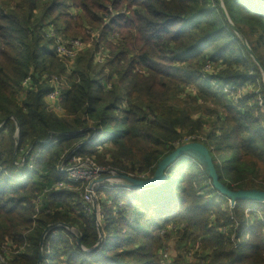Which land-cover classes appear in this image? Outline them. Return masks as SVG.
Here are the masks:
<instances>
[{"label":"trees","instance_id":"1","mask_svg":"<svg viewBox=\"0 0 264 264\" xmlns=\"http://www.w3.org/2000/svg\"><path fill=\"white\" fill-rule=\"evenodd\" d=\"M221 1L229 21L217 0H0V255H12L5 264H36L49 226L41 264H160L164 241L180 230L212 249V259L176 264H264V203L253 202L259 210L249 216L245 201L229 208L192 152L159 186L97 191L102 242L92 253L85 250L99 235L82 185L54 188L73 158L149 179L189 138L208 150L222 186L264 192V112L254 93L264 94L263 75L251 57L264 74V0ZM80 40L91 47L71 63L58 56L57 42L71 48ZM240 85L252 90L235 101ZM54 89L66 117L48 112Z\"/></svg>","mask_w":264,"mask_h":264},{"label":"rangeland","instance_id":"2","mask_svg":"<svg viewBox=\"0 0 264 264\" xmlns=\"http://www.w3.org/2000/svg\"><path fill=\"white\" fill-rule=\"evenodd\" d=\"M218 2H219V4H220V8L222 9V10H224L223 9V6H222V1L221 0H217ZM225 12V11H224ZM226 13V12H225ZM227 15V14H226ZM79 42V41H78ZM80 44H81V47L79 48V47H76V48H78V49H75L73 52L74 53H76V55L77 54H80V53H82L83 51H84V49H86L87 47H88V49L91 47V44L90 43H86V42H84V41H81L80 40V42H79ZM250 54H251V52H250ZM251 57H252V59L254 60V62H255V60H256V64L258 63V61H257V59L253 56V54H251ZM71 63V62H70ZM71 65V64H70ZM258 66V65H257ZM259 67V66H258ZM260 68V67H259ZM262 69V68H261ZM263 71V70H262ZM261 71V74L263 75V77L261 78V83H262V86H263V91H264V74H263V72ZM104 82V81H103ZM260 82H259V84H261ZM60 85V87H61V84H59ZM59 85H58V83H57V81H54L53 82V87H55V88H59ZM242 85H240L239 86V94H237V95H234L235 97V101L236 100H239V99H241L242 97H243V95L244 94H246L245 93V90H246V92H247V94L249 93V92H251V90L252 89H250L249 90V88H252V86H250L249 88H248V90L245 88V87H241ZM194 87V86H193ZM193 87H190V89L191 88H193ZM215 89V88H214ZM213 89V90H214ZM257 91H255L254 93L257 95V100H258V107L262 110V112H264V94H261V91H260V88L259 89H256ZM258 92H260V93H258ZM193 98H195V97H193ZM205 100V101H204ZM199 99V105L200 106H202V107H210V108H213V109H217V108H219V105L218 104H216L217 103V101L219 100V97L217 98V100H216V103H214V102H212V101H210V100H207V99ZM226 100H227V98H226ZM47 109H48V112H50L51 114H55V115H57V116H59V117H66V113H65V111L63 110V108L62 107H56L55 105V103H54V101H51V100H49L48 99V97H47ZM204 103V104H203ZM215 104V105H214ZM59 108H61V109H59ZM220 109V108H219ZM184 134H186V133H184ZM185 136H187V135H185ZM190 143H192V141H189V143H186V144H190ZM183 145H185V144H183ZM193 153V152H192ZM197 157H198V159H194V161H192V163H200V161L201 160H203V159H201V157H199L198 155H196ZM107 158H110V157H107ZM188 158V157H187ZM66 159V158H65ZM64 159V160H65ZM74 159V158H73ZM79 159V158H78ZM186 158H184V159H181V160H185ZM190 158H188V160H187V162H189L190 163V160H189ZM81 160V159H80ZM200 160V161H199ZM108 162H110L109 160H108ZM70 163L72 164V165H67V164H64V165H61L60 166V168L59 169H61V168H63L64 170H69L71 167H73L74 166V163H73V161L71 160L70 161ZM81 163H87V164H91V165H94V166H96V167H98V168H102V169H105V170H107V168L106 167H103V166H100V165H98L97 163H96V161H95V159H87V160H81ZM84 167H86V166H81L80 168H79V171H76V173H80V174H82L84 171H85V169H84ZM60 171V170H59ZM116 171V170H115ZM114 171V172H115ZM116 172H119V171H116ZM122 173V172H121ZM64 174V178H63V181H66V178H67V175H68V173L66 172V173H63ZM123 174H125V173H123ZM125 175H127V174H125ZM129 176H131V175H129ZM132 177V176H131ZM21 178H23V179H25L26 178V175L24 176V175H21ZM134 178V177H133ZM101 179V178H100ZM136 179V178H135ZM150 179V178H149ZM138 180H148V179H138ZM92 181H94L93 179L92 180H87V181H80V182H77V183H79V184H81L82 185V187L81 188H83V190L82 191H80V192H82V199L84 198V188L86 187V185L89 183H91ZM74 184H76L75 182H69V185H67V184H65L66 186H62V187H57V185L56 186H54V188L57 190V191H61L62 189H64V188H69V190H71V191H76V188H75V186H74ZM88 184V185H89ZM88 185H87V187H88ZM103 190H111V188H107V189H103ZM126 191V190H125ZM227 203H228V199H227ZM246 204H247V208L244 210V213L246 214V216H249V214L250 213H253V212H256V211H258L259 209L257 208V205H255V203H253V202H246ZM229 205V204H228ZM233 205V204H232ZM108 208V207H107ZM230 208V207H229ZM91 209L93 210V206L91 207ZM231 209H234V208H231ZM229 214H230V212H229ZM259 214H261L260 212H259ZM95 215V214H94ZM97 219L99 220V222H100V218H99V215H98V213H97ZM2 223H4V221L2 220ZM30 226H28V227H25L24 228V230H28V228H29ZM234 228L232 229V230H236V228H235V226H233ZM31 230V229H30ZM72 230H75L73 227H72ZM264 230V229H263ZM30 233H28L26 236H28ZM182 235H183V232L180 230V231H178L176 234H173V235H171V236H169L168 238H166V240L164 241V243H165V245H164V248L160 251V253L158 254L159 256V262H160V264H176V262H178V261H181V262H185V263H190L191 261H198V262H207V261H209L210 259L209 258H211L212 259V249H210V248H205V249H202V247L200 246V244H199V241H197V240H191V239H189V238H184V237H182ZM230 237H231V241L233 242V244H232V247H236L235 246V241H236V236H235V231L234 232H232V234L230 235ZM14 246H15V248H19V250L20 251H22L23 249H22V247L19 245V244H14ZM26 246V245H25ZM24 246V247H25ZM201 247V248H200ZM186 253H188V255L186 256ZM4 256H2V255H0V264H5V261H7V259L9 260L11 257H12V255H9L8 253H5V254H3ZM185 257V258H184ZM204 264V263H203Z\"/></svg>","mask_w":264,"mask_h":264},{"label":"water","instance_id":"3","mask_svg":"<svg viewBox=\"0 0 264 264\" xmlns=\"http://www.w3.org/2000/svg\"><path fill=\"white\" fill-rule=\"evenodd\" d=\"M223 14L225 18L228 20V16L223 10ZM229 21V20H228ZM236 32V31H235ZM244 46L247 48L248 52H250V49L248 48L246 42L243 40ZM256 62V60H255ZM257 65L260 67L259 63ZM261 69V67H260ZM262 71V69H261ZM263 72V71H262ZM18 130V127H17ZM18 131H17V137H18ZM78 148V147H77ZM75 148L71 154L77 149ZM187 152H193L194 154L198 155L203 159L204 163L206 164L207 171H208V178L211 180V184L213 189L219 193L222 197H225L226 199L230 200L231 204L236 203L237 201H245V202H256V203H264V192L262 191H237L233 192L222 186L218 180V176L216 173V170L213 166V162L211 159V156L208 152V150L204 147V145L200 143H190L185 144L180 147H178L172 154L164 158L158 165L155 173L153 176L148 180H138L135 179L129 175H125L121 172H114V174H110L109 176H105L101 179H98L96 181H92L87 189L89 192L93 191V188L95 186L100 185H108L109 187L115 188V189H123L126 191L131 190H142L151 186H159L162 184L165 180V171L167 168L172 166L174 162L182 155H184ZM69 154L66 159L71 155ZM66 161V160H65ZM64 161V162H65ZM64 162L61 165H64ZM92 206L95 216V223L98 230L99 239L97 244L90 250H85L87 253H92L96 251L102 242V231L100 222L97 219V213H98V205L96 197L92 194ZM63 228H66L68 231L73 232L72 227L66 224H61ZM53 226H49L45 229L43 232L41 239H40V245H39V254H38V261L36 264H41L42 260V252H43V244L44 239L47 236V234L52 230ZM77 245L80 246V240L77 239Z\"/></svg>","mask_w":264,"mask_h":264},{"label":"built area","instance_id":"4","mask_svg":"<svg viewBox=\"0 0 264 264\" xmlns=\"http://www.w3.org/2000/svg\"><path fill=\"white\" fill-rule=\"evenodd\" d=\"M57 48H56V51H57V54L58 56L61 58V59H64V60H69V62L72 61V59L76 56V53H74L73 51L75 49H78L76 47H81V44L78 42V41H75L72 43L71 45V48H65L61 45H59V43L57 42ZM212 69V65L211 64H207L204 68V70L206 72H210ZM225 92L229 93V88H226L224 90ZM58 96H59V92L57 89H54V91L52 93H50L48 95V99L51 100V101H54V103L56 104L55 106L56 107H59L60 105L57 104V100H58ZM61 109V108H59ZM189 140V138L187 139ZM187 140H184L183 142L184 143H189V141ZM73 163H74V166L71 167L69 170H64L63 168L60 169V172H63V173H68L67 175V178H66V181L67 182H80V181H87V180H98L100 178H103L105 176H109L110 174H114L113 171H109V170H105V169H102V168H98L94 165H91V164H87V163H81V160L78 159V158H74L72 159ZM81 166H86L84 167L85 171L80 174L79 172L76 173V171H79V168ZM25 176V175H24ZM66 181H63L61 180L59 183H57V187H62V186H66L64 182ZM89 184V183H88ZM87 184V185H88ZM87 185L85 187V192H84V198H83V203L84 205H89V207L86 208V212L88 213H92V194L96 197V193L97 191H100V189H109L111 187H109L108 185L104 186V185H100V186H95L93 188V191L92 192H89L88 189H87ZM37 203H39V200H37ZM228 204H229V207L230 208H234L236 206V203H234L233 205L231 204L230 200H228ZM36 213H38V209H36ZM35 218V216H34ZM3 253H7V251H2ZM19 252L18 251H14L13 252V255H17Z\"/></svg>","mask_w":264,"mask_h":264}]
</instances>
